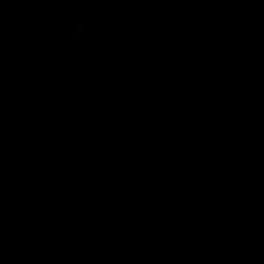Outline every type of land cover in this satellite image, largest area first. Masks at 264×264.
<instances>
[{"label":"water","instance_id":"1","mask_svg":"<svg viewBox=\"0 0 264 264\" xmlns=\"http://www.w3.org/2000/svg\"><path fill=\"white\" fill-rule=\"evenodd\" d=\"M0 264H264V0H0Z\"/></svg>","mask_w":264,"mask_h":264}]
</instances>
